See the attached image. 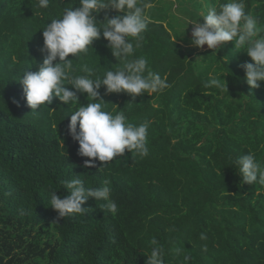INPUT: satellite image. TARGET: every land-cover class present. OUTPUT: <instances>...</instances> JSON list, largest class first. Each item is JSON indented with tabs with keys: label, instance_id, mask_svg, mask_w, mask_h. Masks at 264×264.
Wrapping results in <instances>:
<instances>
[{
	"label": "trees",
	"instance_id": "obj_1",
	"mask_svg": "<svg viewBox=\"0 0 264 264\" xmlns=\"http://www.w3.org/2000/svg\"><path fill=\"white\" fill-rule=\"evenodd\" d=\"M151 2L142 46L129 59L145 56L171 86L135 100L99 90L105 111L123 112L136 125L152 122L149 154L126 150L86 168L89 158L78 155L67 126L91 98L77 91L78 102L54 98L32 111L19 82L43 62V28L78 0H49L47 8L39 0H0V264H146L153 238L163 246L164 264H184L185 255L187 264H264V186L242 183L235 165L249 152L264 160V82L250 88L240 65L251 58L233 42L218 51L186 49L191 38L179 17L203 23L198 14L225 0ZM245 3L264 22V0ZM117 14L94 13L101 23ZM107 45L101 30L87 53L67 57L74 58L70 74L91 69L96 79L120 67ZM209 73L223 75L228 92L205 88ZM76 175L86 187L107 180L117 213L89 198L85 214L57 220L49 193L66 196L62 181Z\"/></svg>",
	"mask_w": 264,
	"mask_h": 264
},
{
	"label": "clouds",
	"instance_id": "obj_2",
	"mask_svg": "<svg viewBox=\"0 0 264 264\" xmlns=\"http://www.w3.org/2000/svg\"><path fill=\"white\" fill-rule=\"evenodd\" d=\"M78 3V7L65 9L61 18L52 19L43 28L44 42L40 49L41 53H46L43 62L38 71L27 70L19 80L26 103L33 111L46 103L51 104L54 98L65 104L78 102L77 91L91 98V102L81 104L71 113L67 126L68 135L78 142V155L89 158L84 161L86 168L96 167L97 161L106 165L123 156L126 150L141 158L146 157L149 154L148 129L152 122L145 120L136 125L127 122L123 112L113 115L105 111L106 102L99 90L104 86L105 94L123 92L135 100L144 93L150 96L171 86L166 75L162 78L149 67L145 56L129 59L142 46L143 33L149 23L146 10L153 8L154 4L151 0H78ZM39 6L47 8L49 0H39ZM107 8L120 14L112 18L105 15L101 23L94 13ZM198 15L203 23L199 19L179 17L187 26L192 25L191 44L197 48L207 45L208 49L218 51L226 42H233L234 49L246 50L252 62L245 61L240 67L250 88H259L260 82H264V22L246 11L245 0H225ZM101 30L103 39L108 41L107 46L121 66L107 70L103 78L92 79L91 69H85L86 75H71L72 60L81 53H87L93 41L101 38ZM70 54L73 59H67ZM208 75L204 81L205 88L215 86L228 92L223 75ZM65 82L76 91L65 87ZM235 165L242 183L264 186V160H258L254 153L249 152L238 157ZM62 183L68 192L66 196H58L56 191L49 193L51 208L58 212L57 220L85 214L86 208L82 205L89 198L104 201L102 209L106 208L113 215L117 213L118 205L111 199L112 188L107 180L102 187H86L84 180L76 175ZM150 244L152 248L146 264H164L163 246L155 238ZM175 251L179 254L181 249L176 248ZM183 259L187 264L190 257L185 255Z\"/></svg>",
	"mask_w": 264,
	"mask_h": 264
},
{
	"label": "rangeland",
	"instance_id": "obj_3",
	"mask_svg": "<svg viewBox=\"0 0 264 264\" xmlns=\"http://www.w3.org/2000/svg\"><path fill=\"white\" fill-rule=\"evenodd\" d=\"M172 11H173V12H176V13L179 14V12L177 11L176 5H173V7H172ZM177 23H180V24H182V25L184 26V27H182V28H183V31H184V29L186 28V29H185L186 35H187V36L189 37V39H190V38H191L192 25L189 24V25L187 26V25H186L185 23H183V21L180 20V19L177 20ZM186 49L193 50V54H194V53L199 52V51H202V50H204V49H208V47H207V45H205V46H203V48H197V47H194V46L191 44V45L187 46Z\"/></svg>",
	"mask_w": 264,
	"mask_h": 264
}]
</instances>
